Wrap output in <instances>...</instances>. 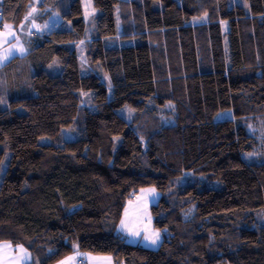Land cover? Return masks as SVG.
Returning a JSON list of instances; mask_svg holds the SVG:
<instances>
[{
  "label": "trees",
  "instance_id": "obj_1",
  "mask_svg": "<svg viewBox=\"0 0 264 264\" xmlns=\"http://www.w3.org/2000/svg\"><path fill=\"white\" fill-rule=\"evenodd\" d=\"M242 1L93 0L91 38L82 0H0V30L20 28L35 7L37 23L58 14L65 25L29 37L28 55L0 69V156L7 127L13 146L0 243L24 247L33 264L77 254L264 264V251L246 249L264 237V131L250 129L264 118V0ZM56 60L58 76L47 71ZM125 108L134 116L117 145L110 121ZM225 111L232 118L215 122ZM73 127L78 140L64 142ZM150 188L151 225L135 242L127 212ZM149 230L160 235L156 249L144 244Z\"/></svg>",
  "mask_w": 264,
  "mask_h": 264
},
{
  "label": "rangeland",
  "instance_id": "obj_2",
  "mask_svg": "<svg viewBox=\"0 0 264 264\" xmlns=\"http://www.w3.org/2000/svg\"><path fill=\"white\" fill-rule=\"evenodd\" d=\"M38 4L40 2V0H36ZM131 0H127V2H130ZM220 3L222 5H224L225 7H233L236 5H243V6H247L243 3L242 0H220ZM82 5H83V10H84V17H85V22H86V28H87V34L89 37L94 38L97 37V31L95 28V24H96V19L98 17V15L100 14L99 10H97L94 7L93 4V0H82ZM39 13L37 7H35L33 9V11L31 12L29 19L30 21L33 22V27H32V32H33V36L37 35V34H42L44 32H52L54 30H59L65 27V25L63 24L64 20L58 15V14H53L52 17H50L48 19V21H46L45 23H37L34 19L33 16L37 15ZM63 26V27H62ZM114 26L120 30L121 26L119 24V21H116ZM225 30L227 31L228 28L225 27ZM118 37V36H117ZM119 39V37H118ZM80 51L82 52V46H79ZM83 53V52H82ZM81 57L84 58L83 54H81ZM47 71H49L52 75L54 76H58L61 73V67L59 65V63L56 61H54V63L52 65H49L47 67ZM24 107V103L23 102H18L12 105L9 104H5L4 106H2L3 109H19V108H23ZM134 116V111L129 109V108H125L123 110H121L119 112V116L115 119H113L112 121H110V131L111 134L114 138V141L117 145L120 144L121 142V132L124 128L125 125V120L131 119ZM232 118V113L230 111H225L220 113L219 115L216 116L215 118V122H222L228 119ZM123 121V122H122ZM257 127H255L254 125H252L253 123H250V129L252 132L258 130V131H264L263 127H264V118H260L257 120ZM5 134L7 135V137L9 138L10 141V148L7 152H5L3 155L0 156V185L2 183L3 177L6 174L7 170H8V166L12 157V153H13V146H12V137H11V129L10 127H7ZM78 140V136L76 133L75 128H71L70 130H66L64 133V142H72V141H76ZM41 144L42 145H48L50 144V140L49 139H43L41 140ZM103 182L105 185V188L108 191H112L113 189H115V185H112L108 179L107 176L103 177ZM151 183H154L151 180H146V179H140V178H133L131 180V185L134 187H146L147 185H150ZM140 198H142L141 200L138 201L137 204H130L129 205V209L128 212L131 209H134L133 211H135V216L140 218V222L138 223V227L137 229H135L133 225H131L134 221H132V218H130V216L127 217L126 220V224H125V228L128 227V225L130 224L132 226L131 229V234L134 233V236H137V234L139 233L138 231H141L142 229V221L144 218V215L146 216L145 212H146V205L148 203V208L150 207V205L155 204L157 202V195H156V191L153 188L148 189L147 191L144 190L141 193ZM142 202V203H140ZM147 202V203H146ZM147 208V210H148ZM127 212V215H128ZM144 215H141V214ZM192 216V215H191ZM150 220V218L148 219ZM148 221H146V227H147ZM130 226V227H131ZM123 228V225L122 227ZM134 230H136L134 232ZM150 231V230H149ZM152 233V231H150ZM247 250H251L252 252H260V251H264V237H263V242L261 245H249L246 247ZM36 264H40L39 260L37 259ZM219 264H229L228 262H220Z\"/></svg>",
  "mask_w": 264,
  "mask_h": 264
},
{
  "label": "crops",
  "instance_id": "obj_3",
  "mask_svg": "<svg viewBox=\"0 0 264 264\" xmlns=\"http://www.w3.org/2000/svg\"><path fill=\"white\" fill-rule=\"evenodd\" d=\"M28 20L27 23L23 24L18 29H6V30H0V69L3 68L5 65L10 63L11 61L15 59L24 58L29 53V48L27 45V39L29 37H33L32 22ZM142 203V202H140ZM147 203V202H146ZM153 205V204H152ZM150 205V207L152 206ZM149 207V208H150ZM148 203L146 205V216L142 213L141 215H144L143 221H142V229L141 231H138L139 233L133 240L138 241L139 238L144 237L142 230L143 229H149V226L151 225L150 220H148L150 217L148 215L149 208ZM134 209H131L128 212L127 217L130 216L132 218V221H134L131 225L134 224V228L137 229L138 223L140 222V218L136 217ZM125 220V224H126ZM146 221H148L149 225L148 227L145 226ZM130 224L128 227H126L129 231H131L132 226ZM125 226V225H124ZM131 226V227H130ZM128 231V232H129ZM136 230H134L135 232ZM158 237V238H157ZM156 239V243L153 244L152 240ZM161 243L160 235L156 232H152L150 234V237L145 241L144 244L147 246V248L156 249L159 247ZM35 263V259L31 252H29L27 249L21 246H14L10 243H0V264H33ZM59 264H115L111 259L107 258H97L92 257L84 254H77L75 256H72L64 261H62Z\"/></svg>",
  "mask_w": 264,
  "mask_h": 264
},
{
  "label": "snow or ice",
  "instance_id": "obj_4",
  "mask_svg": "<svg viewBox=\"0 0 264 264\" xmlns=\"http://www.w3.org/2000/svg\"><path fill=\"white\" fill-rule=\"evenodd\" d=\"M207 16V13H205V17ZM158 238V237H157ZM152 243L155 244L156 243V239L152 240Z\"/></svg>",
  "mask_w": 264,
  "mask_h": 264
}]
</instances>
